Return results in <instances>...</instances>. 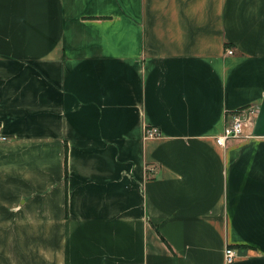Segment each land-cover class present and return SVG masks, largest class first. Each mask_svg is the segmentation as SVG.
<instances>
[{
  "label": "crops",
  "instance_id": "obj_1",
  "mask_svg": "<svg viewBox=\"0 0 264 264\" xmlns=\"http://www.w3.org/2000/svg\"><path fill=\"white\" fill-rule=\"evenodd\" d=\"M226 248L264 264V0H0V264Z\"/></svg>",
  "mask_w": 264,
  "mask_h": 264
},
{
  "label": "built area",
  "instance_id": "obj_2",
  "mask_svg": "<svg viewBox=\"0 0 264 264\" xmlns=\"http://www.w3.org/2000/svg\"><path fill=\"white\" fill-rule=\"evenodd\" d=\"M232 53V51H227L228 55ZM252 116L253 110L250 107L239 109L227 116L221 135L215 139L216 145L220 148H224L228 141L246 138L245 130L250 124ZM157 134L158 130L156 128L145 129V138H153L157 136ZM149 171H152V169H149ZM235 257V252L232 248L225 249L224 259L227 264L233 263Z\"/></svg>",
  "mask_w": 264,
  "mask_h": 264
}]
</instances>
